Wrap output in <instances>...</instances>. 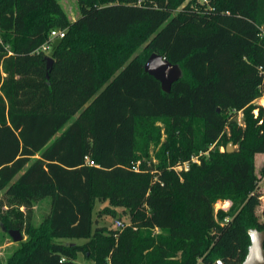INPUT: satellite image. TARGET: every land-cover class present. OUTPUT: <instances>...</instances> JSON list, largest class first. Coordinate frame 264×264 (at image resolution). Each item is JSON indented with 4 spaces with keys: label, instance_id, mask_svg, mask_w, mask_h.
<instances>
[{
    "label": "trees",
    "instance_id": "trees-1",
    "mask_svg": "<svg viewBox=\"0 0 264 264\" xmlns=\"http://www.w3.org/2000/svg\"><path fill=\"white\" fill-rule=\"evenodd\" d=\"M76 2L70 21L58 0H0V223L26 235L6 264H241L264 231V0ZM152 53L181 69L169 93Z\"/></svg>",
    "mask_w": 264,
    "mask_h": 264
},
{
    "label": "rangeland",
    "instance_id": "rangeland-1",
    "mask_svg": "<svg viewBox=\"0 0 264 264\" xmlns=\"http://www.w3.org/2000/svg\"><path fill=\"white\" fill-rule=\"evenodd\" d=\"M62 10L66 13L68 19L70 21H74L77 19L79 15V9L77 6L76 0H58ZM56 40L51 39V43L53 44ZM49 49L45 50L44 53L49 55ZM49 57V56H48ZM235 121L240 125H243V115H235ZM233 151L236 149V146L232 144ZM221 151L224 150L223 147L220 148ZM264 162V154H256L254 155V169L257 177L259 178V182L257 185L256 191L249 198V208L252 214L255 216L256 221L258 223L264 222V175H260V169L262 168ZM181 165V164H180ZM47 201V200H46ZM103 206V204H96L95 213ZM224 207L223 209L226 211L230 207L229 201L221 202L218 204L217 208ZM33 224L38 225V223L43 219V217L47 213V204L43 202H38L33 208ZM121 212V210H118ZM95 217V215H94ZM122 221L126 225L128 223V218L126 215L122 214ZM114 218L109 216H102L98 218L97 224L99 226L105 227L106 229H115ZM22 240L26 239V235L21 232ZM61 242L66 244H82L85 242L84 239H59ZM18 242H13L11 236L7 233L3 224L0 223V264H6L7 258L16 248ZM78 264H93L91 261L86 260L82 254L78 255L77 259Z\"/></svg>",
    "mask_w": 264,
    "mask_h": 264
},
{
    "label": "water",
    "instance_id": "water-1",
    "mask_svg": "<svg viewBox=\"0 0 264 264\" xmlns=\"http://www.w3.org/2000/svg\"><path fill=\"white\" fill-rule=\"evenodd\" d=\"M52 64V59L46 57V65L49 69ZM144 72L155 78L159 83L161 89L169 93L171 84L177 81L181 77V69L176 64H171L165 60L162 56L152 53L147 58L143 65ZM226 152H233L232 143L229 142L225 149ZM13 242H19L22 240V235L17 230H9ZM249 245L247 247V253L241 264H264V231L257 229L248 230ZM216 264H223L221 261H217Z\"/></svg>",
    "mask_w": 264,
    "mask_h": 264
},
{
    "label": "built area",
    "instance_id": "built-area-1",
    "mask_svg": "<svg viewBox=\"0 0 264 264\" xmlns=\"http://www.w3.org/2000/svg\"><path fill=\"white\" fill-rule=\"evenodd\" d=\"M199 2L200 3H207V0H199ZM64 33H65L64 31H51L50 32V35H49V39L51 40V39H60V38H63ZM47 49H49V46L47 44H44V45L41 46V50L42 51H45ZM254 103H257V104L263 106L264 105V97H261L260 99L256 100ZM237 114L239 116L242 115L241 111L238 112ZM256 114H257V111L255 110L254 111V115H256ZM191 162L198 163V158L197 157H191ZM87 164L88 165H94V163L92 161H89L88 159H87ZM188 165H189V162L186 161V162H183L181 165L179 164V165L175 166L173 169H174V171H181V170H184L185 171V170L188 169ZM218 204H221V202L218 201L215 204V210H218V209L224 210L223 209L224 207L217 208ZM226 221H227V218L224 219L223 223L226 222ZM113 225H114V228L116 230H122L123 227H124V223L121 220H119V219H115L114 222H113Z\"/></svg>",
    "mask_w": 264,
    "mask_h": 264
}]
</instances>
